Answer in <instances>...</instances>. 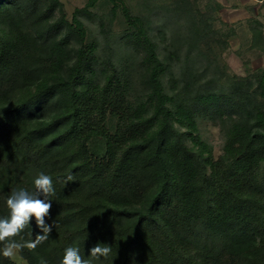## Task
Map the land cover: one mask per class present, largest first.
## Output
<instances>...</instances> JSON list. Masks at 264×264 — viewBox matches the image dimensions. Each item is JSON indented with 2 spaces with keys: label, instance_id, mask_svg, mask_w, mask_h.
I'll use <instances>...</instances> for the list:
<instances>
[{
  "label": "trees",
  "instance_id": "obj_1",
  "mask_svg": "<svg viewBox=\"0 0 264 264\" xmlns=\"http://www.w3.org/2000/svg\"><path fill=\"white\" fill-rule=\"evenodd\" d=\"M97 1L70 20L62 0H0V217L39 172L55 188L49 239L20 255L59 264L66 248L89 258L101 243L112 252L93 264H264V67L228 85L179 77V50L162 55L150 18L122 2L124 38L142 55L136 92L80 18ZM200 118L224 133L218 157L196 134ZM38 234L33 217L21 235Z\"/></svg>",
  "mask_w": 264,
  "mask_h": 264
},
{
  "label": "rangeland",
  "instance_id": "obj_2",
  "mask_svg": "<svg viewBox=\"0 0 264 264\" xmlns=\"http://www.w3.org/2000/svg\"><path fill=\"white\" fill-rule=\"evenodd\" d=\"M62 2L71 20L75 11L87 6L89 0ZM122 2L134 15L150 18L152 33L162 55L166 54L168 44H173L172 50H179L180 59L173 63V72L179 77L186 68L196 71L198 78L202 77L200 83L215 80L217 84L228 85L232 79L250 77L264 67V0H116L115 3L98 0L82 12L80 18L89 38L99 45L100 59L111 57L120 70L134 73L136 92L141 91L137 65L142 55L135 54L124 38L129 22ZM116 4L119 6L113 12ZM193 13L198 15L197 20L193 19ZM197 23L207 30L203 38L194 36L199 28L193 29ZM161 26L164 36L159 31ZM254 30L262 32L256 43ZM196 134L212 147L217 157L223 153L225 136L217 123L200 118ZM12 259L17 264H28L19 252Z\"/></svg>",
  "mask_w": 264,
  "mask_h": 264
},
{
  "label": "clouds",
  "instance_id": "obj_3",
  "mask_svg": "<svg viewBox=\"0 0 264 264\" xmlns=\"http://www.w3.org/2000/svg\"><path fill=\"white\" fill-rule=\"evenodd\" d=\"M72 180L73 176L69 174L65 182ZM34 189V191L23 188L14 189L7 196L6 205L9 215L0 217V245H2L0 255L4 258H12L25 248L35 250L49 239L52 225L46 224L45 218L49 216L52 208L50 197L55 195L52 176L43 171L39 172L34 179ZM33 217L36 226L43 234L36 235L35 239L25 240L21 233L30 227V221ZM16 237L19 239L17 240ZM111 252L110 245L97 243L89 249V258H85L81 255L78 247L70 246L65 249L59 264H93L94 260H99L101 257L107 258ZM39 264H48V261L40 257Z\"/></svg>",
  "mask_w": 264,
  "mask_h": 264
}]
</instances>
